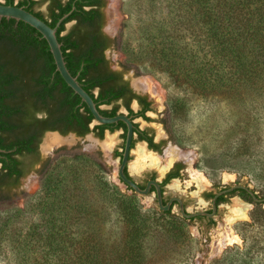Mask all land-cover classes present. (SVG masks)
Returning <instances> with one entry per match:
<instances>
[{"label":"rangeland","instance_id":"obj_1","mask_svg":"<svg viewBox=\"0 0 264 264\" xmlns=\"http://www.w3.org/2000/svg\"><path fill=\"white\" fill-rule=\"evenodd\" d=\"M107 3L104 30L115 39L107 59L114 71L123 72L152 103L147 114L150 120L139 118L136 122L165 142L163 152L145 151L143 155L140 150L145 146L136 143L129 165L133 178L143 181L154 173L161 180L175 162L184 163L185 174L171 181L166 193L182 197L189 211L206 206L202 193L210 184H242L263 199L264 82L243 83L233 91L195 88L171 68L175 65L182 74L192 71L190 53L197 47L192 41L194 33H199L195 27L167 28L178 13L174 0ZM37 9L48 15L46 3ZM71 28L68 24L67 29ZM176 44L186 53L175 57L173 63L160 62L161 54L169 49L173 54ZM141 82L149 87H138ZM49 136H44L42 148ZM89 136L82 143L67 136L74 139L73 144L43 151L49 163L47 175L46 166L31 173L10 193V201L0 204V264H53L46 256L44 237L50 227L44 206L56 194L49 185L63 180L68 192L62 199H72L87 209L82 225L72 231L79 235L87 230L99 232L117 247L125 230L121 215L117 203L99 187L106 183L109 189L105 193L118 189L125 196L133 195L119 183L118 160L109 151L120 147V131L101 141ZM169 149H176L183 159L170 162L166 156ZM135 201L148 224L158 226L152 228L147 240V264H264V203L256 205L238 193L220 207L216 223L206 227L198 221L171 217L153 221L161 212L153 196L137 194ZM173 213L178 216L177 208ZM227 236L232 242L220 248Z\"/></svg>","mask_w":264,"mask_h":264},{"label":"trees","instance_id":"obj_2","mask_svg":"<svg viewBox=\"0 0 264 264\" xmlns=\"http://www.w3.org/2000/svg\"><path fill=\"white\" fill-rule=\"evenodd\" d=\"M50 2V21L44 20L39 14L35 15L54 28L64 15L71 13L57 32L67 67L94 99L103 116H117L114 111L109 113L101 110L100 105L118 101L125 93H131V90L121 73L108 69V61L105 59L104 52L115 43V40L109 41L102 32L105 2ZM174 2L175 12L178 13L174 22L167 24V28L195 27L199 33H194L195 39L192 41L197 45L196 50L190 53L194 62L192 71L182 74V70L172 65L173 72L183 75L195 88L201 90L205 87L206 91L213 92H219L220 89L237 90L240 84H252L257 80L256 84L264 82V0ZM9 5H12L11 0ZM74 20L77 25L68 35L61 36L66 29L65 25ZM0 22V148L6 150L4 153L0 151V204H6L10 201L8 196L11 185L15 184L13 177L20 175L17 156L33 152L30 151L35 140L32 134L34 130H31L33 123L42 121L46 130L50 131L65 126L67 128L62 131L65 135L77 126L86 127L94 117L57 72L49 45L42 35L23 22L12 19H2ZM172 51L173 54L170 53L171 49L164 51L160 62L173 63L175 57L179 58L180 54L186 53L178 44ZM96 88L101 89L99 98L94 95ZM132 98H138L145 105L141 112L144 116L145 111L149 110V104L141 97L134 95ZM129 103L130 99L127 105ZM42 110H47L49 114L46 113L45 118L38 120ZM115 126L98 125V128H111L114 131ZM85 132L90 130L86 129ZM4 133L13 139L9 144L2 139ZM145 139L151 142V139ZM145 139L141 137L140 140ZM15 148L17 151H9ZM44 169L47 175L49 163ZM49 186L50 191L56 194L44 206L49 214L46 220L50 227L44 242L46 256L52 258L53 264H147V240L152 228L158 226L148 224L149 221L144 218L135 201L137 194L134 191L132 196H125L118 189L105 193L109 189L106 183H101L99 187L111 202L117 203L125 229L116 247L106 242L104 235L99 232L88 233L90 230H87L82 235L74 233L72 228L82 225L86 218L82 216L87 213V209L72 199H62L68 192L64 180ZM129 190L132 191L131 188ZM239 194L256 205L261 204L245 190H240ZM257 198L261 197L257 195ZM166 217L186 221L163 211L153 221L158 222Z\"/></svg>","mask_w":264,"mask_h":264},{"label":"flooded vegetation","instance_id":"obj_3","mask_svg":"<svg viewBox=\"0 0 264 264\" xmlns=\"http://www.w3.org/2000/svg\"><path fill=\"white\" fill-rule=\"evenodd\" d=\"M67 1L68 0H62L63 3H66ZM103 1L105 2V7L103 9L104 25L102 28V32L104 35L107 36L109 41L113 42L115 39L110 37L104 30L105 24H106L105 12H106V8H107L108 3H107V0H103ZM11 2H12V5H10V6H17V7L24 8L27 11H31L34 15L39 14L44 20L50 21V17L52 16L51 12H50V5L52 3L50 2V0H48L47 2H43V0H11ZM43 3L47 4V9H48V15L47 16H45L41 11H39L37 9V7ZM0 4L9 5V0H0ZM88 9H90V8H88ZM70 14L71 13H69V15ZM63 21H62V23H63ZM68 24H72V28H73L75 25H77V21L74 20V21L69 22ZM68 24L65 25L66 29L64 32H62L61 36L68 35L70 33V31L72 30V28L70 30L67 29ZM108 50H106L104 52L105 59L108 61V66H109L108 69L110 71L116 72L111 68L109 60L107 59L106 53ZM118 73H121L123 75V80L128 84V88L131 90V93H129V92L125 93L123 95V97L120 98L118 101H113L110 104H101L100 105L101 110L109 111V113L114 111V112H116L117 116L126 115L128 118L131 119V121L134 124V139H133L131 151H133L137 142H142L143 145L145 146V147H142V149L144 151H150L154 154H157L160 151L163 152L165 142L163 140H161V141L157 140L156 137L153 135V133L150 131L151 129H142L140 127V125L136 122V120L139 118L144 119L145 121L150 120V118L148 117L147 114L152 110L151 101L149 100V98L146 95L138 94L133 89V85H131L127 81L123 72H118ZM100 93H101V89L96 88L94 91L95 97L99 98ZM134 95L137 97H141V98L145 99L146 103L149 104V107H148L149 110L145 111L144 116L141 115V112H143L145 105H143L138 98H132V96H134ZM129 99H130V103H129V105H127V100H129ZM134 105L137 106V109L133 107ZM80 106H81V104H80ZM82 111H85V110L82 109ZM46 113L49 114V112L47 110L46 111L42 110V112L39 113L38 120H42L43 118H45L47 116ZM94 121L95 120L89 121L88 124L86 125V127L83 125L77 126L75 129H72L69 133H67L65 135L62 133V131L65 130V128H67L65 126L61 127L60 130L50 131V130H46V125L42 121L36 122L35 124L33 123V127L31 128V130L32 131L34 130L32 134H34L35 140H33L32 144H31V149H30V151H33V152H28L24 156H17V159L19 161L20 175L18 177L17 176L13 177V183L15 182V184L11 185L12 187L10 189V193L13 190L18 189L20 184L22 183V181L25 180V178H27L31 173H35V174L39 173V171H41L47 165L48 159L44 156V154L42 152L43 150H42L41 145H42V141H43L44 136L49 132H58L59 134H61L63 136H68L69 134H74L76 136L77 140L80 143H82L89 135H93L94 139H99L101 141V139H103L107 135V133H109L111 135L116 131H120V138H121L120 147H116L114 150L109 149V151H113L112 157H113V159L118 160V164L120 166L122 158H123V153L125 150L126 137H124V136H127V126L124 123L119 122L118 124H114V125H116L114 128L116 130H114V131H112L111 128H105V129L101 130L100 128H98V125H101V124L93 125ZM86 129L90 130V132L86 133L85 132ZM101 135H103L102 138H101ZM9 137L10 136H8L7 133L6 134L4 133L2 136V139L5 140L6 144H9L13 140ZM141 137L144 139H145V137H147L148 139H151V142L149 140H146V139L140 140ZM0 151H6V150L0 148ZM9 151H17V148L9 150ZM47 151H51V150H47ZM1 157L2 156H0V158ZM131 157H132V155L130 156L128 165L125 168V174L128 178H130L134 182H136L140 186L141 189H146L150 182H153V181L157 182L160 185V188L162 191L163 204L168 205L170 202H172V206H171L170 210L167 211L166 213L169 212L170 214L173 215L175 208H177V210H178L177 215L179 217H182L183 219H185L186 221H189V222H195V221L201 222V224L202 225L205 224L206 227H211L216 223V217L219 215V210H220V207L222 205L228 203L229 199L231 197H233L234 195L238 194L240 190H245L242 188H237V189H234L230 193H226V194L219 196L215 200L216 196L219 193L226 191V190H229L234 186H245V185L237 184V185H233V186L232 185L216 186L215 184H210L209 185L210 189L205 190L202 193V201L204 203H206V206H204L200 209L195 208V209H193V211H189V209L187 208V202L182 197L177 196V195L172 194V193H170V194L166 193L167 185L173 180L181 179L182 176L185 174L184 163L175 162L171 166V168L165 173L164 177L161 180L157 177L156 174L152 173V174L148 175L145 178V180L137 181L135 178H133V176L130 174V171H129V165H130ZM0 166H2V163H0ZM245 187H247V186H245ZM247 188L250 189L249 187H247ZM127 189L129 190V188H127ZM245 191H247V190H245ZM251 191H253V190H251ZM131 192L133 194L135 191L133 192V190H132ZM149 196H153L154 203L157 205V208L160 210L159 205H158L157 191H156V188L154 186H152ZM256 196H257V194H256ZM221 197H223V198H221ZM259 199H261V198H259ZM178 200H180L183 203L187 214L206 213L208 215H213L214 211H215V206H216V213L214 214V216L200 215V216L190 218V219L186 218L181 213L180 203ZM214 203H215V205H214Z\"/></svg>","mask_w":264,"mask_h":264},{"label":"water","instance_id":"obj_4","mask_svg":"<svg viewBox=\"0 0 264 264\" xmlns=\"http://www.w3.org/2000/svg\"><path fill=\"white\" fill-rule=\"evenodd\" d=\"M68 16H69V14L65 15L59 21L57 26L53 28L48 23H46L44 20L40 19L39 17H37L36 15L27 11L24 8L0 4V21L2 19H8V20L12 19V20H15L17 22H23V23L29 25L30 27H32L33 29H35L36 31H38L42 35V37L47 41L49 48H50V51H51V54L53 56L55 65H56L57 72L61 75V77L63 78L65 83L74 91V93L76 95H78L81 98L82 102L85 103L86 106L89 108V110H90V112L93 115L94 120H95L93 125H95V124L114 125V124H118L119 122H122L127 126L125 150L123 153V158H122L121 164L118 167L119 183L124 185L126 188H131L133 191L136 192V194H138L140 196H145V197L149 196V194L151 192V188H152V186H154L156 188V191H157L158 205H159L160 210L163 212L169 211L171 206H172V202H170L168 205L163 204L162 191H161L160 185L157 182H155V181L150 182L146 189H141L140 186L136 182H134L132 179L128 178L125 174V168L128 165L129 158L132 154L131 149H132V143H133V139H134V124L131 121V119L128 118L126 115H119V116H115V117L103 116L100 113V110H99L97 104L95 103L94 99L82 87V85L78 81V78L74 77L71 74V72L69 71V69L67 67V63L65 61L63 51H62V44L59 42V39L57 36L58 28L60 27L62 21L65 20ZM107 34L110 37L113 36L110 33H107ZM133 89L138 94H142L135 87H133ZM47 134L48 135H58L62 139H66V137H67V136H63V135L59 134L58 132H49ZM107 135L109 136L110 134L107 133ZM68 136L77 140V138L74 134H69ZM89 137L94 138L93 135H90ZM97 140L100 141L99 139H97ZM42 149H44L43 151H47L45 148H42ZM1 152L4 153L5 151H1ZM237 188H242V189L247 190L253 196V198L255 199V201L257 203H264V198L263 199L257 198L256 194L253 191H251V189H248L245 186H234L229 190L223 191L216 196L215 200L219 196L226 194V193H230L234 189H237ZM178 201L180 203V209H181L182 215L186 218H189V219L200 216V215L214 216V214L216 213V206H215V211H214L213 215H208L206 213L187 214L183 203L180 200H178ZM214 205H215V203H214Z\"/></svg>","mask_w":264,"mask_h":264},{"label":"bare ground","instance_id":"obj_5","mask_svg":"<svg viewBox=\"0 0 264 264\" xmlns=\"http://www.w3.org/2000/svg\"><path fill=\"white\" fill-rule=\"evenodd\" d=\"M138 87L146 88L149 87V84L146 82H141L140 84H138ZM73 143H74V139H62L58 135H50L45 142L44 148L50 150L54 147H59L61 145H66V144L71 145ZM140 151L142 155L146 153L143 149H141ZM166 156L170 162H174L176 159H183L182 158L183 156L179 152H177L176 149H169L166 153ZM230 242H232V239L227 236L225 240L222 243H220V248H224V246Z\"/></svg>","mask_w":264,"mask_h":264}]
</instances>
